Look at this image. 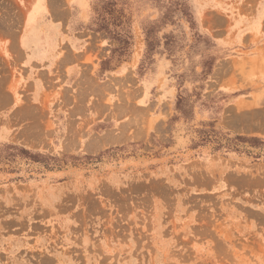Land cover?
Masks as SVG:
<instances>
[{
  "label": "rangeland",
  "instance_id": "obj_1",
  "mask_svg": "<svg viewBox=\"0 0 264 264\" xmlns=\"http://www.w3.org/2000/svg\"><path fill=\"white\" fill-rule=\"evenodd\" d=\"M88 3L85 70L0 44V264H264V0Z\"/></svg>",
  "mask_w": 264,
  "mask_h": 264
},
{
  "label": "crops",
  "instance_id": "obj_2",
  "mask_svg": "<svg viewBox=\"0 0 264 264\" xmlns=\"http://www.w3.org/2000/svg\"><path fill=\"white\" fill-rule=\"evenodd\" d=\"M89 0H18L24 9V18L18 35L14 28L1 30L0 44L19 45L33 58L57 47L46 59L49 63L61 65L64 71L80 72L87 67V36L77 35L83 32L82 23L87 20ZM16 38V39H15ZM69 46V53L61 56L58 47ZM77 51L73 53V50ZM30 58V59H31ZM103 59L101 64L106 69ZM109 66V65H108ZM111 67H108L110 69Z\"/></svg>",
  "mask_w": 264,
  "mask_h": 264
}]
</instances>
